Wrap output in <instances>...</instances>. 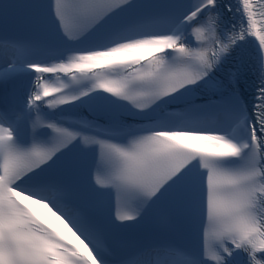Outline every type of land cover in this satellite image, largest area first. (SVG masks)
Instances as JSON below:
<instances>
[{"label": "snow or ice", "instance_id": "obj_1", "mask_svg": "<svg viewBox=\"0 0 264 264\" xmlns=\"http://www.w3.org/2000/svg\"><path fill=\"white\" fill-rule=\"evenodd\" d=\"M0 264H264V0H0Z\"/></svg>", "mask_w": 264, "mask_h": 264}, {"label": "bare ground", "instance_id": "obj_2", "mask_svg": "<svg viewBox=\"0 0 264 264\" xmlns=\"http://www.w3.org/2000/svg\"><path fill=\"white\" fill-rule=\"evenodd\" d=\"M41 211H45V210H41ZM57 224H58V222H57ZM60 227L62 228L63 226H62V225H60Z\"/></svg>", "mask_w": 264, "mask_h": 264}]
</instances>
